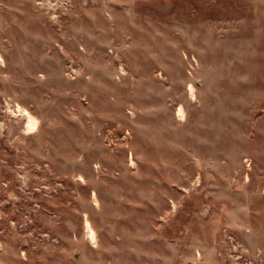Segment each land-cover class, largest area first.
<instances>
[{
    "label": "rangeland",
    "instance_id": "1",
    "mask_svg": "<svg viewBox=\"0 0 264 264\" xmlns=\"http://www.w3.org/2000/svg\"><path fill=\"white\" fill-rule=\"evenodd\" d=\"M0 264H264V0H0Z\"/></svg>",
    "mask_w": 264,
    "mask_h": 264
}]
</instances>
